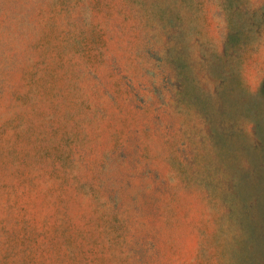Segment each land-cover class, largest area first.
<instances>
[{"label":"rangeland","instance_id":"rangeland-1","mask_svg":"<svg viewBox=\"0 0 264 264\" xmlns=\"http://www.w3.org/2000/svg\"><path fill=\"white\" fill-rule=\"evenodd\" d=\"M0 264H264V0H0Z\"/></svg>","mask_w":264,"mask_h":264}]
</instances>
